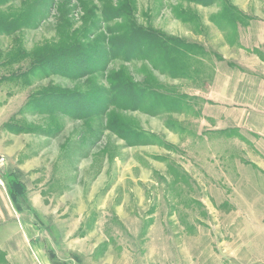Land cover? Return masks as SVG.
<instances>
[{"label":"rangeland","instance_id":"1","mask_svg":"<svg viewBox=\"0 0 264 264\" xmlns=\"http://www.w3.org/2000/svg\"><path fill=\"white\" fill-rule=\"evenodd\" d=\"M0 156L33 264H264V0H0Z\"/></svg>","mask_w":264,"mask_h":264},{"label":"crops","instance_id":"2","mask_svg":"<svg viewBox=\"0 0 264 264\" xmlns=\"http://www.w3.org/2000/svg\"><path fill=\"white\" fill-rule=\"evenodd\" d=\"M15 228H16V230H15L16 231L15 236H16V235H18L17 234L18 228L16 226H15ZM0 239L2 240V244H0V249H2L1 251L5 255V258L8 259L10 264H19V263L20 264H28L29 261H30V264H33L28 252L26 251V249L23 245V241L21 238H20L21 241L19 240L21 250L12 249L10 239H8L6 241L4 240V237H0ZM6 249H8V250H6Z\"/></svg>","mask_w":264,"mask_h":264},{"label":"trees","instance_id":"3","mask_svg":"<svg viewBox=\"0 0 264 264\" xmlns=\"http://www.w3.org/2000/svg\"><path fill=\"white\" fill-rule=\"evenodd\" d=\"M34 23H35V22H34ZM34 23H33V21H27V22H26V25H27V26H31V25L34 24ZM26 25H25V26H26ZM103 50L108 51L109 49H108V47H107V48H105V49H103ZM110 50H111V52H110L109 54H110L111 56H114V50H112V49H110ZM115 51H116V50H115ZM105 55H106L107 58L110 56V55L107 56V54H105ZM94 63H95V62H94ZM81 65H82V67H83V65H84L83 62L81 63Z\"/></svg>","mask_w":264,"mask_h":264},{"label":"water","instance_id":"4","mask_svg":"<svg viewBox=\"0 0 264 264\" xmlns=\"http://www.w3.org/2000/svg\"><path fill=\"white\" fill-rule=\"evenodd\" d=\"M2 160L1 156H0V161Z\"/></svg>","mask_w":264,"mask_h":264}]
</instances>
